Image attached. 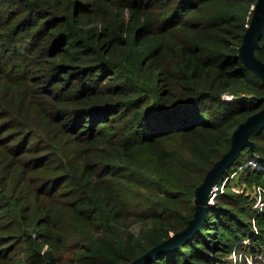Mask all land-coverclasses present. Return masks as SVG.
<instances>
[{
	"label": "trees",
	"instance_id": "16d2710c",
	"mask_svg": "<svg viewBox=\"0 0 264 264\" xmlns=\"http://www.w3.org/2000/svg\"><path fill=\"white\" fill-rule=\"evenodd\" d=\"M257 1L0 0V264H127L187 227L264 107L239 55ZM250 139L201 228L144 264H264Z\"/></svg>",
	"mask_w": 264,
	"mask_h": 264
},
{
	"label": "water",
	"instance_id": "95a60500",
	"mask_svg": "<svg viewBox=\"0 0 264 264\" xmlns=\"http://www.w3.org/2000/svg\"><path fill=\"white\" fill-rule=\"evenodd\" d=\"M264 32V0H258L253 10L250 24L244 33L243 42L239 47V55L242 60L252 68L255 73L264 80V61L255 54V46L260 35ZM264 99V97L262 98ZM264 125V107L249 115L242 121L232 134L230 149L210 167L195 190V213L189 224L183 230L172 234L157 246L135 258L127 264H144L159 252L173 249L191 238L197 232L206 219L210 205V196L215 184L225 170L238 158L246 145L253 146L250 135L253 131Z\"/></svg>",
	"mask_w": 264,
	"mask_h": 264
},
{
	"label": "built area",
	"instance_id": "2783aa9c",
	"mask_svg": "<svg viewBox=\"0 0 264 264\" xmlns=\"http://www.w3.org/2000/svg\"><path fill=\"white\" fill-rule=\"evenodd\" d=\"M249 163L254 164L256 166H258V164L256 163V160H252ZM264 168V166H262ZM224 189V182L222 184H215L212 194L210 196V203L214 202L215 196L219 193H221ZM258 193H259V197L257 198V202L255 203V207L256 208H261L264 205L263 199H262V195L264 194V188L259 186L258 187Z\"/></svg>",
	"mask_w": 264,
	"mask_h": 264
},
{
	"label": "rangeland",
	"instance_id": "374dc122",
	"mask_svg": "<svg viewBox=\"0 0 264 264\" xmlns=\"http://www.w3.org/2000/svg\"><path fill=\"white\" fill-rule=\"evenodd\" d=\"M233 183H235V180H234V182ZM259 197V193H258V196H257V198ZM255 206V205H254ZM235 261V260H234Z\"/></svg>",
	"mask_w": 264,
	"mask_h": 264
}]
</instances>
